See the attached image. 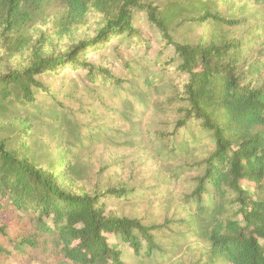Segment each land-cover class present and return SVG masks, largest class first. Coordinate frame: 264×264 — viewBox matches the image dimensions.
<instances>
[{"label": "trees", "instance_id": "obj_1", "mask_svg": "<svg viewBox=\"0 0 264 264\" xmlns=\"http://www.w3.org/2000/svg\"><path fill=\"white\" fill-rule=\"evenodd\" d=\"M138 14L171 48L162 70L179 84L88 59L148 49ZM91 21L85 38L52 49ZM144 86L173 90L156 111L181 106L151 140L167 186L193 175L161 224L113 213L139 198L132 190L79 185L104 128L81 125L74 106L95 102L78 114L99 122L98 89L112 91L129 122L132 102L148 104ZM0 264H264V0H0Z\"/></svg>", "mask_w": 264, "mask_h": 264}, {"label": "rangeland", "instance_id": "obj_2", "mask_svg": "<svg viewBox=\"0 0 264 264\" xmlns=\"http://www.w3.org/2000/svg\"><path fill=\"white\" fill-rule=\"evenodd\" d=\"M48 25V24H47ZM94 25L91 21L79 30L72 31L62 40L55 41L52 49L59 52L63 47H67L77 43L86 37V33ZM136 28L144 39L149 48L144 44H138L134 51L121 54L122 62L115 59V54L111 51L107 54L108 58L100 55L90 54L89 60L95 63H105L112 73L118 75H128L123 68L122 63L127 60L131 61L137 73L144 77L147 71L146 67H151L156 75H164L163 82H156L159 88H163L164 84H179L176 74L171 78L167 75L168 71L162 70L165 61L171 54V48L166 49L161 45V34L149 26L144 14H138L136 18ZM187 25L180 28L179 32L174 34L177 41L182 40L188 35ZM201 31L194 35H200ZM124 49L122 48V51ZM103 60V62H101ZM80 76L78 77V75ZM74 74L69 79L80 81L84 77V73ZM130 76V75H128ZM159 77V76H158ZM141 84V80L138 81ZM59 81H57V84ZM156 87L144 86L143 92L147 95L144 97L148 104L144 102H132L129 107L133 110L131 121L125 122L120 115L128 107L126 101L113 98L112 91L98 89L104 96L106 108H99L98 112L102 116L99 122H91L90 118L79 112L96 107V103L86 100V105H75L74 111L77 113L76 118L83 126L90 127L93 133L98 132L100 125L103 126L102 131L104 139L97 143V146L91 153L80 158L81 179L79 185L91 191L99 186V188H126L137 193L139 198L133 202L122 203L111 208L113 213L119 216L129 218L143 219L148 223H163L166 217L171 218L178 209V195L185 194L191 190V186L186 182L193 175L183 176L177 184L167 186L168 172L161 165V159L156 153V146L151 144L155 131L169 129L174 127V122L179 118L178 109L181 107L177 104L162 106V111H156L154 103L166 101V97L171 94L172 89L166 90L165 94L155 89ZM125 92H122V96ZM90 103V107L88 104ZM115 109L114 111H112ZM166 110V111H165ZM117 112V114H116ZM129 108L124 112L128 113ZM132 122L139 123L134 129L131 128ZM93 128V129H92ZM89 129V128H88ZM96 129V131H94ZM167 133V132H165ZM46 138L44 139V141ZM181 164L176 162L170 163L171 169ZM169 166V167H170ZM170 188V189H169ZM171 190L175 196L166 197V191ZM176 198V199H175ZM177 205V206H175ZM179 213L181 209L179 208Z\"/></svg>", "mask_w": 264, "mask_h": 264}]
</instances>
